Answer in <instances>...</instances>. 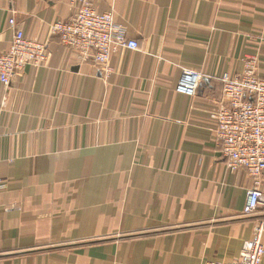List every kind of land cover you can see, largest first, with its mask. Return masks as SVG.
I'll return each mask as SVG.
<instances>
[{"label":"crops","instance_id":"0c3cea01","mask_svg":"<svg viewBox=\"0 0 264 264\" xmlns=\"http://www.w3.org/2000/svg\"><path fill=\"white\" fill-rule=\"evenodd\" d=\"M79 7L0 0V53L15 30L49 43L45 66L0 83V263L238 260L252 181L228 170L210 114L246 59L264 79V0H95L140 44L108 71L51 34ZM184 69L203 75L195 96L177 92Z\"/></svg>","mask_w":264,"mask_h":264},{"label":"built area","instance_id":"2783aa9c","mask_svg":"<svg viewBox=\"0 0 264 264\" xmlns=\"http://www.w3.org/2000/svg\"><path fill=\"white\" fill-rule=\"evenodd\" d=\"M71 1L80 4L78 13L69 21L53 25L51 34L81 59H91L108 71L111 57L120 49L139 50V42L127 38L125 30L115 24L112 13L95 9V0ZM10 24L14 27L16 21L13 19ZM48 48L47 41L27 39L24 31L15 30L9 51L0 53L3 87L11 89L12 81L27 67L45 66ZM257 66V57H251L245 60L241 75L226 74L221 78L222 101L210 114L217 123V140L228 170L235 174L246 172L252 181L243 211L245 217L255 218L252 237L244 241L238 260L202 264H264V79L258 76ZM202 78V73L184 69L177 92L195 96ZM5 188L0 180V191Z\"/></svg>","mask_w":264,"mask_h":264},{"label":"rangeland","instance_id":"374dc122","mask_svg":"<svg viewBox=\"0 0 264 264\" xmlns=\"http://www.w3.org/2000/svg\"><path fill=\"white\" fill-rule=\"evenodd\" d=\"M244 72V71H243Z\"/></svg>","mask_w":264,"mask_h":264}]
</instances>
